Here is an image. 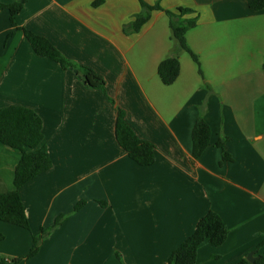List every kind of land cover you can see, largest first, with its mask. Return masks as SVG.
<instances>
[{
  "label": "crops",
  "instance_id": "0c3cea01",
  "mask_svg": "<svg viewBox=\"0 0 264 264\" xmlns=\"http://www.w3.org/2000/svg\"><path fill=\"white\" fill-rule=\"evenodd\" d=\"M21 1L14 27L0 11V110L21 106L40 117L51 168L19 190L30 231L0 222V259H23L40 229L65 216L37 255L18 264H167L209 211L228 236L220 247L203 243L198 264L264 255V10L251 11L246 0H142L193 11L184 17L196 18L185 40L199 75L168 21L165 29L164 12H151L139 32L124 34L142 11L139 0L96 8L95 0L0 3ZM21 29L92 70L103 90L35 55ZM172 55L179 75L164 86L157 67ZM118 111L155 147L151 166H138L118 145ZM200 116L211 135L194 159L191 135ZM223 153L231 160L222 162ZM19 159L0 144V192L13 190ZM79 202L84 207L74 212Z\"/></svg>",
  "mask_w": 264,
  "mask_h": 264
},
{
  "label": "trees",
  "instance_id": "16d2710c",
  "mask_svg": "<svg viewBox=\"0 0 264 264\" xmlns=\"http://www.w3.org/2000/svg\"><path fill=\"white\" fill-rule=\"evenodd\" d=\"M105 0H95L92 7H99ZM141 13L134 21L123 26L124 34L137 33L147 23L153 11H162L169 22V29L173 39L177 42L179 50L189 55L202 75L198 57L188 48L185 40L186 33L195 28L196 18L184 19L193 13L186 8H178L176 12L163 10L159 4L147 5L139 0ZM248 8L253 12L264 10V0H246ZM24 1L3 4L0 3V11H7L11 26H15L14 18L21 11ZM26 40L35 55L58 64L63 70L75 69L84 79L85 83L94 89L103 90L104 81L92 70L78 66L65 59L48 41L21 29ZM264 71V62L262 64ZM180 70L178 56L172 55L161 61L157 67V76L164 86L172 85ZM210 128L202 116L196 121L192 130V157L197 159L209 145ZM115 138L118 145L125 151L127 156L138 166H151L155 160V147L146 141L139 139L125 121L123 112L118 111L115 123ZM226 140V139H225ZM0 144L9 149L19 152L20 159L14 171L13 190L0 192V222L10 224L21 229L30 231L29 221L21 200L19 190L32 182L51 168V160L44 145L43 124L40 117L31 109L21 106H10L0 110ZM224 142L218 143L223 150ZM230 157L223 153L222 162L230 161ZM84 202H79L74 207V212L84 207ZM104 206L103 204H101ZM66 219L58 217L49 228H41L38 235L32 238L31 248L23 259L7 261L0 259V264H18L21 260H30L39 252L40 246L49 233ZM228 236V229L222 219L213 211L207 212L196 224L193 233L175 249L167 264H198L197 251L203 243L212 247L222 246ZM217 258V257H214ZM235 264H264V255L252 263L243 259Z\"/></svg>",
  "mask_w": 264,
  "mask_h": 264
},
{
  "label": "rangeland",
  "instance_id": "374dc122",
  "mask_svg": "<svg viewBox=\"0 0 264 264\" xmlns=\"http://www.w3.org/2000/svg\"><path fill=\"white\" fill-rule=\"evenodd\" d=\"M166 18H167V17H166ZM167 21H168V19H165V29L167 28ZM169 31H170V30H169ZM169 33H170V32H169ZM170 35H171V34H170ZM173 41H174V40H173ZM135 51H136V49H134L132 53H135ZM181 55H183V59H186L189 63H192V62H191V59L189 58V56H188L187 53L182 52ZM131 56H132V54H129V55L127 56V58L130 60ZM192 67H193V69H196V70H197V67H196L194 64H192ZM239 91H240V90L235 91V93H237V92H239ZM237 94H239V93H237ZM45 239H46V238H45ZM45 239H44V240H45Z\"/></svg>",
  "mask_w": 264,
  "mask_h": 264
},
{
  "label": "water",
  "instance_id": "95a60500",
  "mask_svg": "<svg viewBox=\"0 0 264 264\" xmlns=\"http://www.w3.org/2000/svg\"><path fill=\"white\" fill-rule=\"evenodd\" d=\"M257 259H258V257H254V253H251V254L248 255L246 260L248 262L252 263V262L256 261Z\"/></svg>",
  "mask_w": 264,
  "mask_h": 264
}]
</instances>
